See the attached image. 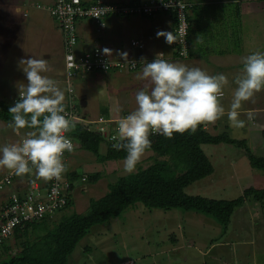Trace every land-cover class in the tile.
<instances>
[{
  "label": "rangeland",
  "instance_id": "1",
  "mask_svg": "<svg viewBox=\"0 0 264 264\" xmlns=\"http://www.w3.org/2000/svg\"><path fill=\"white\" fill-rule=\"evenodd\" d=\"M13 1L14 0H0V100L3 99L10 103L19 96V84L27 82L19 61L22 58L31 56L37 59H46L44 54L47 53V50H45L47 44L43 42L46 41L44 35L37 36L36 38L38 41L36 42L33 39L35 35L32 36L30 30L19 26L14 28L13 20H17L15 17L18 19L21 18V15L20 10L11 7ZM252 4H255V2ZM260 4L264 8V2ZM6 6L10 8H7L8 11L3 14L2 11ZM226 10L227 8H223V12ZM230 13L233 15L232 12ZM261 16L263 15L261 14ZM261 16H259V19L256 21V36L247 35L244 31L242 33L238 32L237 37L239 38L240 44L242 37L249 38L250 36L253 41L251 44L254 46L252 52L250 53L247 51L245 56L255 52L264 53V33L258 29L260 26L264 27V18H261ZM48 19L51 20L53 24L54 22L56 23L52 17H47L46 22ZM230 26H233L232 29L236 30L237 24H230ZM94 27H96L95 24ZM232 32L234 35L237 34L236 31L232 30ZM39 37H41V39H39ZM252 41L249 40L250 43ZM51 42L53 45V39ZM239 43H236L237 47H239ZM245 47L247 46H244V48ZM245 56H242L240 60L238 57L232 60L233 62L237 61V63L239 61L240 64L237 66L241 65L243 67L242 58ZM47 60L49 71L45 73V75L53 79L57 85L64 90L66 99L68 92L64 84L65 77L61 49L58 48L56 51H53L51 58ZM141 67L143 66L140 65L137 71H139ZM140 72H142V69ZM108 74L110 77H113L114 74L117 73L111 71ZM92 75L93 74H91V76ZM82 82L84 81L78 80L75 82V84L79 83L80 86L76 90L78 98L83 95L81 93L84 87H86V84L89 85V82L84 84ZM107 84L109 83L102 81L97 87V93L95 94V90L93 91L94 94H89V100H92L93 96L95 100L88 106L87 110L81 105V100L79 99L81 113L88 112L91 114V117L94 116L98 118L100 115H115V113H113L115 108L120 109L121 115L125 116L136 110L137 104L135 95L138 90H142L141 88L132 91L130 94L122 92V88H120L118 91L122 92V94H119L121 98L119 99V103H115V101H113L114 94H111V86ZM143 89L148 90V87ZM259 94H262V92L255 95L253 102L257 101ZM117 117L118 115L116 118ZM90 120L94 121L92 119ZM226 123L227 122H223L222 134L227 132L230 136L234 135V132L228 131L229 129L225 127ZM9 124L10 123L0 121V147L18 143L25 135L22 129L21 134L18 136L9 127ZM257 135L259 136V140L255 139V141L250 144V149L256 156H260L261 153L264 154V138L260 137V129L257 130ZM201 148L211 160L214 166V173L188 187L185 190L188 195L202 196L215 200L233 201L234 199L236 200L243 197L244 193L249 189L256 191L264 190V180L261 178L264 172L250 166L247 152L244 149L227 144L203 145ZM106 150L107 146L103 144L100 147V153L105 154ZM76 152L78 153L73 157L72 164L68 163V166L70 165V167L74 168V170L79 173L86 172L94 174L100 172L101 179L96 184L77 182L76 188L73 191L74 205L66 211L61 212V214L59 213V219L73 213L86 215L89 212L91 201L98 200L110 192V188L108 187L109 184L115 182L119 177L130 175L123 174V161L100 163L96 156L90 152L80 148L77 149ZM151 156L152 153H146L142 161L137 165V169L140 166L147 167ZM137 169L135 172H137ZM9 172L10 170L6 168H0V177H4L9 174ZM29 176L30 181L34 184L35 177L32 175ZM20 179L24 180L23 177ZM76 192L78 193L76 194ZM247 201V205H243L235 210L228 231L225 234L221 231V226L214 222L213 219L196 212L184 213L181 211V214L179 212L165 213L156 210H145L142 207L128 209L125 212L126 214H123L110 224L105 225V227H93L69 258V264H120L121 261L130 259L136 261L137 264H171V261H174V259L171 258L172 256L163 258H160L161 256L157 258L150 257L154 255L148 250L150 243V248L154 247V241L160 236V239L163 237L161 240L164 242L163 244L168 246L166 247L168 249L171 248V245L177 244L175 241L176 239L177 241L182 240V243L185 244L190 243L191 238L188 237V235H194L193 233H195L196 237L201 241L204 237L205 244H209L211 241L209 237H212V240L216 238L220 240L222 238L223 240L228 239L232 242L240 240L249 242L251 241V236L254 235L252 243H250L253 244L252 246L235 245V248L218 249V251L222 250L221 252H224L223 254L226 256L221 264H264V221L260 219L259 222H257L258 219L256 220L258 216H260V218L263 216L264 218V203L258 202L253 198H249ZM3 203L2 192H0V207ZM183 214L186 220L184 217L179 219ZM250 217L253 219L249 223ZM175 225L176 228H174ZM258 225H263V227H258ZM105 230H107L106 233H104ZM171 231L175 233L172 235ZM221 234L224 235V238L220 236ZM152 238H154V240L151 242ZM254 240H256V244ZM185 244L182 245V250H184ZM17 249L18 248L15 247L14 253ZM197 250L200 251L199 248ZM138 251L142 253L144 259L136 260V256L131 254ZM201 251L202 253L199 255L207 257L203 261L204 264H213L208 261L211 260V258L208 257L210 254H204L205 252H203V249H201ZM181 253H184L182 255L185 256V259L183 262L177 264H201L200 256H198V258L195 256V260L192 259L188 263V251Z\"/></svg>",
  "mask_w": 264,
  "mask_h": 264
},
{
  "label": "clouds",
  "instance_id": "2",
  "mask_svg": "<svg viewBox=\"0 0 264 264\" xmlns=\"http://www.w3.org/2000/svg\"><path fill=\"white\" fill-rule=\"evenodd\" d=\"M194 6L193 3V9ZM192 10L187 17V48L191 25L189 17ZM162 14L172 16L173 33L158 31L157 37H165L167 44H174L172 55L174 54L177 60H181L177 52L181 47L180 42L183 41L182 38L177 37L179 22L176 14L162 12L150 17L135 16L153 18ZM201 42L198 36L193 48L195 49V45ZM104 51L110 54V50ZM121 56L127 63L128 53H122ZM165 58V54L160 53L154 60L141 65L142 72L137 74V79L147 81L146 88L150 85V89L138 91L135 95L136 110L117 122V135L112 137L116 141L113 148L126 152L123 159L125 175L136 171L137 165L152 147L150 135L154 133L168 139L174 138V133L184 134L190 131L195 134L201 125L207 129L225 115L231 128L244 129L246 122L240 119L242 105L253 100L257 93L264 91V53L262 52H255L242 58L243 68L241 74L235 77L234 83L237 87L233 91V99L227 111L221 103L224 88L229 85L226 75H210L199 67L189 68L182 63L168 62L164 60ZM131 63L132 67H136L135 62ZM19 64L27 82L19 84V99L9 108L12 120L9 127L18 136L22 129H30V131L20 142L0 147V168H6L20 177L32 174L34 171L37 179L45 182L60 181L67 171L64 163L65 152L75 151L72 140L66 135L75 130V122L66 114L65 102L68 96L65 101L64 90L45 75L49 71L47 59L31 56L22 58ZM77 81L78 79L75 82ZM247 117L251 120L253 114L248 112Z\"/></svg>",
  "mask_w": 264,
  "mask_h": 264
},
{
  "label": "crops",
  "instance_id": "3",
  "mask_svg": "<svg viewBox=\"0 0 264 264\" xmlns=\"http://www.w3.org/2000/svg\"><path fill=\"white\" fill-rule=\"evenodd\" d=\"M56 0H14L11 4V7L16 10H20L21 18L15 17L17 20H13L14 28L19 26L23 27L24 29H28L31 32V35H35L33 39L37 42V36L44 35L46 37V41H43L47 44L45 50L47 53L44 54L46 59L51 58L52 52L56 51L58 48L61 49L62 52V65L64 67V54H63V41H62V34L59 30L58 25L54 22L52 23L51 20H47L46 18H51L45 11L36 9L35 5L43 4L50 6ZM89 1V0H84ZM108 2L119 3V4H134V2L143 3L147 0H107ZM196 4L194 10H192L190 14V23H191V33L189 35L190 39V57L186 60H177L172 55L173 45H169L165 41V37H157L158 31H166L172 32L174 28V21L171 15H157L153 18H146L143 16H115L111 17L106 22V29L101 33L97 34L96 27H94V23L92 22H81L78 27V37H79V44L77 46V53L80 55L84 52H87L93 49L96 46V43H99L100 47L105 50H110V54H107L111 60L115 61H123L121 54L128 53V61L130 60H137L139 62H143L146 64L147 62L154 60L160 53H164L166 58L164 60L172 63H182L188 66L189 68L192 67H199L200 69L206 71L210 75H217V74H224L229 79V85L224 88L225 98L221 100V103L225 107L226 111L229 109L232 99H233V91L237 87L234 83L235 77L241 74L242 66H237L240 62L237 61L233 62V58L238 57L239 60L242 56H245L247 51L250 53L253 50V43L252 38L250 36H256L257 26L256 21L259 19L261 14V18H264V8L261 6L260 3H247V0H198L192 1L188 0ZM254 5V6H252ZM225 6V7H224ZM227 10L223 12V8ZM6 6L2 13H6L8 11ZM232 12L233 15L230 13ZM25 14L27 16L25 17ZM24 15V16H23ZM19 16V15H18ZM235 16V18H234ZM21 21V22H20ZM12 23V21H11ZM21 23V24H20ZM24 24V25H22ZM230 24H237L236 30L232 29L233 26ZM22 25V26H21ZM19 29V28H18ZM17 29V30H18ZM258 29L263 31L264 27L260 26ZM236 31L237 34L234 35L232 32ZM259 30V33H260ZM244 31L245 34L250 35L248 37H242L241 44L239 43V38L237 37L238 32L242 33ZM29 32V34H30ZM55 33V34H54ZM55 36H54V35ZM53 36V37H52ZM57 36V37H56ZM200 36L201 43L195 45V49L193 48L194 41L197 37ZM41 39V37H39ZM44 39V38H42ZM53 39V45L51 40ZM249 40L252 42L250 43ZM133 42H139L143 45L142 49L133 47ZM236 43H239V47H237ZM244 46H247L244 48ZM138 50V51H136ZM105 52V51H104ZM43 57V56H42ZM125 61V60H124ZM143 64V65H144ZM143 67H141L142 69ZM135 72H122L114 74L113 77H110L109 74H102V73H95L91 76V74L82 82L88 83L81 94H83L79 99L85 102L84 109H88V106L91 105L95 97L93 96L92 100H89V94H94L93 91L96 90L95 94L97 93L98 85L103 82H108V86H111V94L113 95V101L115 103H119V99L122 92L127 94L132 93V91L136 89H143L146 88L147 81L138 80L137 74L141 71ZM64 70V69H63ZM138 72V73H137ZM137 73V74H136ZM91 82V83H90ZM93 82V83H92ZM93 84V85H92ZM79 83L75 85V93L76 90L79 88ZM150 89V85L147 86ZM122 88V92L118 91ZM139 91V90H138ZM137 91V92H138ZM262 94H259L257 97V101L253 102V100L245 102L240 109L241 115L240 119L245 120V128L240 130H234L230 127L227 115H225L221 120L217 121L215 125H209L206 130L210 131L212 134L215 135H222L223 132V122H227L225 127L228 128V131L234 132V135L231 137L237 140H246L250 147V144L255 141V139L259 140V136L257 135V130H261V138H264V91H261ZM79 94V93H78ZM66 101V99H65ZM251 112L253 114V119L248 120L247 113ZM115 115H100L102 117L113 119L116 123L125 115H121V110L115 108L113 111ZM88 116L89 119L96 120L97 118L91 117V114L88 112H84L83 116ZM118 117L116 118V116ZM98 116V117H100ZM116 123H114L116 125ZM256 130V131H253ZM224 134V133H223ZM225 134H228L225 132ZM229 135V134H228ZM79 149V148H78ZM78 152H74L68 159V163L72 164V159L76 156ZM262 154V153H261ZM69 171L74 172V168L70 167ZM86 173V172H85ZM33 174V175H32ZM31 175L35 177V182L38 181L43 187L42 179H36L35 173ZM90 174V173H89ZM28 175L23 176L24 180H21L20 176L19 179L16 180V183L13 185L15 191L23 192L27 190V183H32L30 181V177L28 180L26 178ZM264 180V175L261 176ZM1 179V177H0ZM45 182V181H44ZM78 192H76L77 194ZM9 197V193H2V201H6ZM248 201L245 202L244 206L247 205ZM90 207V206H89ZM1 208V207H0ZM126 214V213H125ZM72 215V214H71ZM70 216V215H69ZM203 219V218H202ZM206 219V218H204ZM253 218L250 217L251 222ZM257 222L261 219L264 221L263 216L260 218L258 216L256 220ZM186 220V217H185ZM263 225H258V227ZM257 227V228H258ZM259 229V228H258ZM221 231L223 229L221 228ZM228 231V229H227ZM226 231V232H227ZM107 230L104 231L106 233ZM224 232V234L226 233ZM188 235L191 238L190 243H182L181 241H177L176 245H171V248L168 247L166 244L160 245L162 240L158 236L156 241H154V247L150 248L154 255L150 256L152 258H163L167 256H172L171 258L174 261H171V264H177L183 262L185 256L182 255L184 251H188V257L190 260H195V256L198 258L200 256L201 264H204V260L207 258L206 256L199 255L202 253L201 249H203L204 254H210L208 257L213 264H221L223 259L226 257L221 252L222 248H235V245L239 246H252V240L254 235L251 236V241H236L232 242L228 239L220 240L214 239L209 237L211 240L209 244L204 243V237L201 241L199 238L196 237V234ZM185 235V234H184ZM224 238V235L221 234ZM180 237V236H179ZM239 238V237H237ZM180 239V238H178ZM154 238L151 239V242ZM201 241V242H200ZM206 241V240H205ZM256 244V240H254ZM183 244H185L184 250ZM199 244V246H198ZM200 249L198 251L197 249ZM181 251V252H180ZM131 253V252H128ZM136 256V260L144 259L142 254L131 253ZM203 257V258H201ZM133 260V259H130ZM255 261V259H254ZM125 262V261H121ZM197 262V261H196ZM120 263V264H121ZM207 264V263H206Z\"/></svg>",
  "mask_w": 264,
  "mask_h": 264
},
{
  "label": "trees",
  "instance_id": "4",
  "mask_svg": "<svg viewBox=\"0 0 264 264\" xmlns=\"http://www.w3.org/2000/svg\"><path fill=\"white\" fill-rule=\"evenodd\" d=\"M247 1V3L264 2L257 0ZM185 2L192 6L190 9L192 10L193 3L188 0H185ZM42 6L44 5L42 4ZM81 22L84 21H75L73 24L76 39L73 46V53L75 55L78 54L77 46L79 44L77 27ZM59 30L61 32L60 27ZM62 41L63 53L66 54L65 50L68 49V46L66 35L64 34H62ZM97 45L100 46L99 43H96V47ZM188 45L187 57H182L181 60H186L190 57V39ZM90 51H87V53ZM112 72L118 73L116 70ZM89 75L87 74L85 77ZM78 80H82L80 76H78ZM223 98H225V93ZM74 99L77 103L75 107L77 114L90 120L81 113L79 98L76 93H74ZM13 101L14 99L11 103L3 99L0 100V121L12 123L9 108L14 106L15 103ZM74 122L75 130L69 132V135L77 145V149L80 148L92 153L100 163L123 161L126 152L123 150L117 151L113 148V144L116 141L106 140L95 132L87 130L81 121L74 120ZM23 131L26 134L30 129H23ZM112 135H117V131H113ZM150 139L152 147L147 153H152V156L149 158L147 167L140 166L137 172L119 177L115 182L109 184L110 192L98 200L91 201L89 212L86 215L73 213L70 216L59 219V214H57L53 219L47 218L33 224L26 223V225L17 228L13 237L0 250V264H69V258L93 227H105V225L120 218L131 208L142 207L145 210H156L165 213H181V211L184 213L196 212L213 219L226 232L235 210L243 206L249 198L264 203V190L256 191L249 189L244 193L243 197L234 199L233 201L191 196L185 191L194 183L214 173V166L211 160L201 148L203 145L227 144L242 148L247 152L250 166L264 172V154L256 156L252 153L246 140H237L225 133L222 135L212 134L203 125L198 128L195 134H192L190 131L184 134L174 133V138L168 139L161 134L154 133L150 135ZM103 144L107 146L105 154L100 153V147ZM73 153L68 154V159ZM10 173L12 172L10 171ZM9 174L1 177V179ZM29 175L26 180L29 179ZM67 178L71 183L68 192L69 203L61 212L66 211L74 205L73 191L76 188L77 182L96 184L101 179V173L89 174L74 171L67 173ZM17 179H19V176L17 177L14 174L11 179L13 185ZM43 187L47 188L48 182L43 181ZM13 192L18 191L13 189ZM25 192L18 193L24 194ZM7 200L8 198L4 201L3 205L7 203ZM184 216L183 214L179 219H182ZM174 228H176V225ZM171 233L173 235L175 232L171 231ZM175 241L177 242V239ZM163 243L162 241L160 245ZM15 247L18 249L14 253ZM137 253L140 254L141 252L138 251ZM142 257L144 256L142 255ZM130 261L137 264L134 260H126L121 264Z\"/></svg>",
  "mask_w": 264,
  "mask_h": 264
},
{
  "label": "built area",
  "instance_id": "5",
  "mask_svg": "<svg viewBox=\"0 0 264 264\" xmlns=\"http://www.w3.org/2000/svg\"><path fill=\"white\" fill-rule=\"evenodd\" d=\"M264 1V0H257ZM192 6L188 5L184 0H149L145 3L119 4L108 2L107 0H56L50 6L37 5L38 10H45L50 16L57 21L62 34L66 35L68 49L65 55V84L68 92V101L65 102L66 114L73 121H81L83 126L96 134L102 136L106 140L113 141L111 134L117 131V123L113 119L98 117L96 120H87L77 114L75 107L77 106L74 99V82L78 76L84 78L90 73L107 74L113 70L120 73L134 72L143 62L137 60L130 61H113L101 49L100 46L93 48L89 53L81 55L73 53L75 39V21H88L96 25L97 34H101L106 29V22L109 18L115 16L144 15L153 16L157 13L171 12L176 14L179 22V28L176 31L177 37L182 38L181 47L177 52L179 57H187V28L188 13ZM133 47L142 49L143 45L139 42H133ZM163 54H161V57ZM136 63V67H132V63ZM224 97V96H223ZM19 97L14 99L17 102ZM116 123V125L114 124ZM73 142L75 151L77 145ZM74 151V152H75ZM68 152H65L64 163L67 171L63 174L60 181H48V187H41L38 181L27 183V190L23 194L13 192L11 181L14 173L0 180V192L9 193L7 203L2 205L0 209V250L11 239L17 228L27 224L39 223L47 218L53 219L64 210L69 201L68 192L70 189V181L67 178L69 173ZM85 181V180H84ZM21 196V197H20ZM124 264H135L134 262H126Z\"/></svg>",
  "mask_w": 264,
  "mask_h": 264
},
{
  "label": "water",
  "instance_id": "6",
  "mask_svg": "<svg viewBox=\"0 0 264 264\" xmlns=\"http://www.w3.org/2000/svg\"><path fill=\"white\" fill-rule=\"evenodd\" d=\"M81 105H82L83 107H85V102H84V101H81Z\"/></svg>",
  "mask_w": 264,
  "mask_h": 264
}]
</instances>
